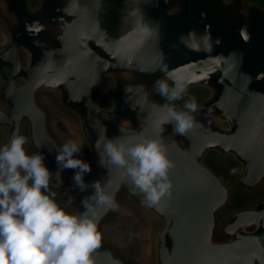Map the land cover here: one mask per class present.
<instances>
[{
    "label": "water",
    "instance_id": "water-1",
    "mask_svg": "<svg viewBox=\"0 0 264 264\" xmlns=\"http://www.w3.org/2000/svg\"><path fill=\"white\" fill-rule=\"evenodd\" d=\"M0 28V147L26 136L57 171L63 144L38 98L50 90L116 201L131 186L100 166L97 142L164 143L172 198L152 207L135 195L157 221L152 264H264V0H0ZM175 80L188 84L177 110L193 93L198 105L186 136L157 128L168 119L157 81ZM92 191L64 208L83 211ZM95 264L131 263L102 246Z\"/></svg>",
    "mask_w": 264,
    "mask_h": 264
},
{
    "label": "clouds",
    "instance_id": "clouds-1",
    "mask_svg": "<svg viewBox=\"0 0 264 264\" xmlns=\"http://www.w3.org/2000/svg\"><path fill=\"white\" fill-rule=\"evenodd\" d=\"M156 86L167 101L163 110L168 119L160 121L159 131H164V124H172L174 134L186 136L197 128L192 115L198 109L195 99L185 102L186 110H177L174 103L187 94V82L175 80L170 87L166 81H157ZM101 139L102 151L97 142L100 166L120 170L121 178L131 186L130 195L139 192L152 207L172 198L170 173L175 162L162 140ZM27 143L26 136L13 135L0 147V264H95V254L103 244L100 219L107 211H119L114 194L99 180L92 181V193L81 200L83 211L68 212L51 189L59 186L64 170H72L74 188L87 192L84 176L92 169L81 156L82 147L73 141L65 143L57 151L53 173L43 154L28 153Z\"/></svg>",
    "mask_w": 264,
    "mask_h": 264
},
{
    "label": "rangeland",
    "instance_id": "rangeland-1",
    "mask_svg": "<svg viewBox=\"0 0 264 264\" xmlns=\"http://www.w3.org/2000/svg\"><path fill=\"white\" fill-rule=\"evenodd\" d=\"M5 41L6 35L0 28V46ZM38 98L47 107L49 128L61 143L64 145L73 141L82 147L81 156L85 162L90 164L92 169L90 174L84 176L85 182L89 184L87 191L91 190V182L98 180V174L88 158L74 118L57 104L52 91L42 90L38 93ZM193 98L196 99V95L194 93L189 94L181 103L182 106L186 101ZM27 151L32 154L30 150L27 149ZM217 169L222 175H228V171L223 170L220 166ZM73 174V171L70 170L57 195V202L62 207L78 200L82 194L73 186ZM247 198L245 194L238 196L239 201H245ZM116 202L119 205V211H110L99 226L103 233L102 246L111 247L131 264H152L156 219L145 209L135 195H130L128 187L122 189ZM135 233L139 235H133Z\"/></svg>",
    "mask_w": 264,
    "mask_h": 264
}]
</instances>
